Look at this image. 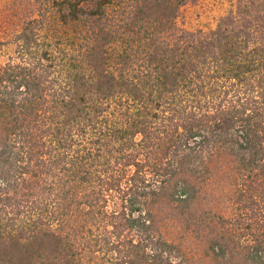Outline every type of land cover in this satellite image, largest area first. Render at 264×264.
<instances>
[{
    "label": "trees",
    "instance_id": "16d2710c",
    "mask_svg": "<svg viewBox=\"0 0 264 264\" xmlns=\"http://www.w3.org/2000/svg\"><path fill=\"white\" fill-rule=\"evenodd\" d=\"M39 1L0 66V264H200L166 211L264 264V0L208 30L190 0Z\"/></svg>",
    "mask_w": 264,
    "mask_h": 264
},
{
    "label": "rangeland",
    "instance_id": "374dc122",
    "mask_svg": "<svg viewBox=\"0 0 264 264\" xmlns=\"http://www.w3.org/2000/svg\"><path fill=\"white\" fill-rule=\"evenodd\" d=\"M39 3V0H0V66L14 55L12 38L25 19L37 14ZM238 3L239 0H190L181 7L176 23L188 30H208L216 25L221 16L235 11ZM219 193L226 194L224 190H219ZM159 221L161 232L167 239L181 242L186 251L196 259L200 258V264H212L202 257L203 243L194 234L184 231L179 217L166 211L160 214Z\"/></svg>",
    "mask_w": 264,
    "mask_h": 264
}]
</instances>
